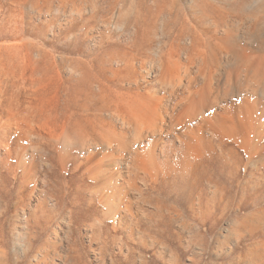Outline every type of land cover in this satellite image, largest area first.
<instances>
[{
  "label": "rangeland",
  "instance_id": "1",
  "mask_svg": "<svg viewBox=\"0 0 264 264\" xmlns=\"http://www.w3.org/2000/svg\"><path fill=\"white\" fill-rule=\"evenodd\" d=\"M153 1L0 0V264H239L244 259L264 264V232L258 236L261 258L249 255L254 240L237 236L243 219L238 194L243 174L238 163L221 158L217 145L194 163L196 171L190 168L183 175L181 152L169 155L166 145L150 164L126 161L121 168L129 171L126 189H131L133 201L131 211L128 203L121 206L129 215L122 222L120 214L104 221L106 207L93 194V179L85 167L76 169L77 162L61 165L58 161L63 149L51 138L64 126L89 128L88 118H94L83 112L91 97L88 82L96 86L98 79L106 81L104 93L110 105L126 101V93L114 86L115 81L109 83V76L133 38L146 43L154 37V44L168 51L174 43L188 42V35H196L195 28L202 30V23L184 15L191 5L181 0L180 5L167 3L178 15L156 23L158 18H150ZM200 1L199 11L207 10L204 27L215 29L222 26L223 18L233 20L241 48L257 50L260 44L252 24L264 0H219L223 6L218 0ZM217 5L227 11L236 6L242 15L231 16ZM145 56H139L134 69L125 74H129L127 80L138 77L151 86L155 77L146 72L152 63ZM240 101L231 102L240 105ZM210 133H204L205 137L215 142ZM41 149L47 151L46 159H41ZM23 162L29 169L33 162L41 166L37 183L21 184L24 173L18 164ZM259 222L253 220L264 228V219Z\"/></svg>",
  "mask_w": 264,
  "mask_h": 264
},
{
  "label": "bare ground",
  "instance_id": "2",
  "mask_svg": "<svg viewBox=\"0 0 264 264\" xmlns=\"http://www.w3.org/2000/svg\"><path fill=\"white\" fill-rule=\"evenodd\" d=\"M179 1L176 3V0H154L153 8L149 5L151 8L149 10L152 12L150 18L153 15L152 17L158 18L155 21L159 18L160 21H163L161 19L165 20V18L171 20L174 18L172 15L176 12L173 13V10L168 8L167 3L171 2L173 5H178ZM181 1L191 5L184 9V15L198 25L202 23L203 25L200 27L202 30L198 32V27L197 30L195 28L196 35L193 33L188 35V42L174 43V46L171 44L172 47L168 51H163L162 46L159 47L154 44V37L150 35L149 42H146L148 49L142 40L139 42L136 37L133 38L132 44L128 48L129 51L124 52L125 55L119 58L116 55L119 67L117 70L112 69L111 76H109V83L112 81L113 85L115 81L114 86L118 87L117 89L121 93L124 91L123 93L127 95L123 105L116 104L113 106L114 104L110 105L106 101L105 93L107 91L104 93V89L107 88V84L104 79H98L95 83L96 86L94 83L88 82L91 83V97L83 112L87 117H94L88 118L90 127L78 124L79 128L72 130L70 126H64L60 134L52 135L51 142L62 146V148L56 147V149L58 147L63 149L60 154L57 149L58 161L61 165L77 162L76 169L85 167L90 179H93V194L106 207V212L103 214L104 221L109 218L114 219L120 214V222L129 216L128 213L121 211V206L128 203L131 211L133 201L131 189L129 187L126 189L128 183L126 178L129 171L121 168L126 161L150 164L159 155L160 148L166 145L170 150L169 155L174 154L176 156L178 151L181 152L180 163L182 164L179 168L181 169L180 175H183L190 168L192 171H196L194 163L198 164V160H201L208 150H213L217 145L221 158L225 161L229 159V163H238L243 174L239 182L238 193L241 199L240 210L243 219L240 229L241 235L237 236L243 241L254 240L253 248H248L249 255L256 253V257L261 258L263 253L259 249L258 236L260 232H264L261 224L262 219H264V37L261 36L264 32V4L260 6L262 8L257 11L252 24L255 30L254 34L259 39L257 43L260 45L257 50L254 48L253 51H250L251 47L243 49L240 46L241 43L237 42V35H235L237 27L235 28L233 20L223 18L220 22L222 26L207 29L206 26L204 27V21H206L204 12L207 10L199 11L197 4L199 0ZM200 2L206 3V0ZM219 2L218 0L217 3ZM239 2L238 4H240ZM220 4L223 6L222 2ZM221 6L218 7L226 12L227 10ZM229 8L227 12L231 16L242 15L239 13L241 10H236L238 9L236 6ZM133 13L135 14L134 11ZM140 14L142 15V13ZM132 17L130 18L133 19ZM147 17H149L148 14ZM120 27L122 28V26ZM125 27L123 24V28ZM142 39L144 38L142 37ZM144 54L152 63V65L150 63L151 66L148 70L145 69L148 75L155 77L151 86H146V82H142L138 77H135V80H127L129 74H125L129 69H134L135 62L139 56ZM70 66L69 68H71ZM79 70L78 72L82 71ZM123 83L129 84V86L127 88L119 86ZM242 94L244 97H238ZM121 95L123 96V94ZM233 99H241L242 101L239 102L241 104L232 103ZM229 101L232 106H228ZM70 114L72 115V113ZM207 132H211L210 135L215 138V142L205 137L204 133ZM50 133L52 134L51 131ZM177 143L183 146L178 147ZM230 144H234V146L230 147ZM135 147H137L136 150ZM73 150L79 151L77 156L72 154ZM46 153L47 151L40 150L41 159L48 156ZM124 155H128V157L126 156L127 159H124ZM34 162L30 165L31 169L25 162L18 164L24 173L21 182L23 186L32 182L37 183V179H39L38 175L42 168ZM141 166L144 169L147 167L146 164ZM155 166L157 167V165ZM65 167L67 168V166ZM170 172L163 174L165 178ZM119 182L121 183L119 184ZM42 193L44 194V190ZM250 199L255 202L250 204ZM123 213L126 215L124 216ZM255 218L260 221L262 226L254 225L253 220ZM240 262L242 261L240 260ZM240 262L239 264L251 263L247 259H244L242 263Z\"/></svg>",
  "mask_w": 264,
  "mask_h": 264
}]
</instances>
